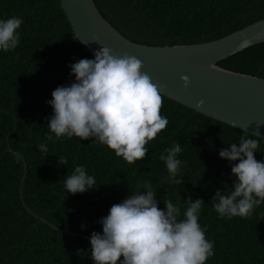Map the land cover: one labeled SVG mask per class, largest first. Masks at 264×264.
I'll return each mask as SVG.
<instances>
[{"label":"trees","instance_id":"trees-1","mask_svg":"<svg viewBox=\"0 0 264 264\" xmlns=\"http://www.w3.org/2000/svg\"><path fill=\"white\" fill-rule=\"evenodd\" d=\"M95 2L126 38L151 46L206 43L264 19V0ZM12 16L23 24L17 48L0 50V264H95L86 237L56 228L89 237L94 231L102 234L99 221L111 206L144 191L138 181L151 183L161 210H166L165 199L178 204L180 219L188 197L205 202L198 223L214 243L206 264H264V204L251 217L229 219L220 217L211 201L216 191L232 190L231 167L239 162L220 158L219 151L238 145L245 132L162 95L167 128L146 145L145 159L132 165L94 139L47 141V135L54 137L47 126L54 114L48 104L52 92L75 82L69 65L95 57L74 34L61 0H0V20ZM219 65L264 78V43ZM247 138L259 140L254 155L264 161V139L250 133ZM176 143L182 148L176 177L181 185L169 183L160 160ZM40 144H47L46 154ZM59 157H66L67 165L59 164ZM76 166H83L96 184L73 195L64 184Z\"/></svg>","mask_w":264,"mask_h":264},{"label":"clouds","instance_id":"clouds-1","mask_svg":"<svg viewBox=\"0 0 264 264\" xmlns=\"http://www.w3.org/2000/svg\"><path fill=\"white\" fill-rule=\"evenodd\" d=\"M22 24L17 16L0 20V50L17 48V30ZM94 57L69 65L75 82L52 92L48 104L54 114L47 126L54 137L47 135L46 140L55 143L64 137L94 139L129 165L144 160L146 145L168 125L167 118L161 115L164 86L153 83L135 56L113 55L112 49L101 46ZM182 79L187 87L189 78ZM243 132L239 146L232 143L219 151L220 158L239 161L231 167L236 177L232 190H218L211 200L218 215L229 219L251 217L254 208L264 204V161H257L254 155L259 140L247 138L248 131ZM39 151L46 154L47 144H40ZM165 151L167 154H161L160 160L166 165L169 183L181 185L183 180L176 177L180 174L182 161L177 157L182 148L176 143ZM58 162L67 165V158L59 157ZM95 184V178L83 166H76L66 176L64 187L75 195L95 188ZM137 184L144 191L132 192L123 202L113 204L99 221L102 234L91 233V258L95 264H206L214 255V243L206 239V229L198 223L205 202L188 197L187 209L180 219L178 204L165 199L166 210H161L151 183Z\"/></svg>","mask_w":264,"mask_h":264},{"label":"water","instance_id":"water-1","mask_svg":"<svg viewBox=\"0 0 264 264\" xmlns=\"http://www.w3.org/2000/svg\"><path fill=\"white\" fill-rule=\"evenodd\" d=\"M61 6L74 34L92 55L105 46L112 49L113 55L135 56L142 61V71L153 83L164 86L165 97L264 139V78L219 65L264 43V19L206 43L151 46L126 38L102 15L95 0H61ZM183 76L189 78L187 87ZM34 216L53 226L46 219ZM56 229L90 241L89 236Z\"/></svg>","mask_w":264,"mask_h":264},{"label":"bare ground","instance_id":"bare-ground-1","mask_svg":"<svg viewBox=\"0 0 264 264\" xmlns=\"http://www.w3.org/2000/svg\"><path fill=\"white\" fill-rule=\"evenodd\" d=\"M188 107V106H187ZM189 108V107H188ZM199 113V112H198ZM202 114V113H201ZM204 115V114H203ZM207 116V115H206ZM209 117V116H208ZM211 118V117H210ZM212 119H214V118H212ZM216 120V119H215Z\"/></svg>","mask_w":264,"mask_h":264}]
</instances>
